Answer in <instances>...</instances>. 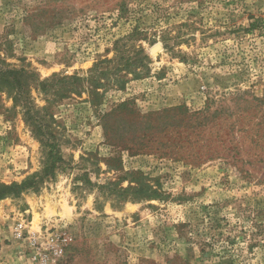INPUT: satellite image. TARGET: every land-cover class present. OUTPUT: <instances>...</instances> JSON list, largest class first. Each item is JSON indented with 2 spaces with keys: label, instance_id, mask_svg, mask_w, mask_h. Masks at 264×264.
I'll list each match as a JSON object with an SVG mask.
<instances>
[{
  "label": "rangeland",
  "instance_id": "obj_1",
  "mask_svg": "<svg viewBox=\"0 0 264 264\" xmlns=\"http://www.w3.org/2000/svg\"><path fill=\"white\" fill-rule=\"evenodd\" d=\"M123 39L150 58L140 76L100 63ZM8 65L31 74L28 99L64 163L39 192L0 201V264H38L35 253L49 264H264V0H0ZM12 96L0 90L7 185L47 162ZM124 102L134 114L118 131L105 115ZM134 176L160 199L120 202L114 191ZM64 237L55 257L50 243Z\"/></svg>",
  "mask_w": 264,
  "mask_h": 264
},
{
  "label": "trees",
  "instance_id": "obj_2",
  "mask_svg": "<svg viewBox=\"0 0 264 264\" xmlns=\"http://www.w3.org/2000/svg\"><path fill=\"white\" fill-rule=\"evenodd\" d=\"M132 37L133 36H130L129 38ZM122 41H124V39L119 40V42L116 43L115 58L113 60L102 61L100 63L109 64L111 63V61L114 62V74L134 69V72H138L135 73L136 76H140L141 73H139L138 70L142 67H146V65L150 63V58L146 53L145 48L142 45H135L132 48V51H129L126 50L127 45L119 44ZM10 67L11 66L8 65L5 69L3 67L0 68V90L9 91L13 95L12 98L16 105L22 104V107L25 109V115L27 116V119H30L32 123L37 124L36 133H38V135L41 137V142L47 151V162L44 165L42 171L29 176L21 183H12L10 185L0 184V201L9 197L18 198L22 194L29 191L39 192L46 181L54 180L56 178L57 164L64 163L56 137L54 135H51L49 132H44L45 130L49 129V125L46 121V115L41 116L40 114V111H44V109L38 111L37 107H35L28 99V91L31 90V87H29L28 83V77L31 76V74H29L24 69L17 70ZM97 67H99V64H97L94 69H97ZM77 79L78 81H83L81 80V78H77L76 76L71 77L69 80L74 81ZM36 82V86L38 87L39 91H43L45 93H49L50 89L53 87L51 80L43 81L41 83H38V81ZM97 88L98 87H91V89H89V92L94 98L92 101L93 104L98 107L101 105L100 102L102 101L103 94H101L97 90ZM63 90L65 95L75 92L74 88H64ZM128 105V102L121 103L117 106L116 109L112 111L111 114L105 115V117L116 115L115 118L118 116V119L115 121V123L117 124V126L115 127L118 131L119 124L124 122V119L128 118V116H132L134 114H130L128 112ZM176 110L177 109H173L170 111L175 112ZM178 110H181V108ZM183 114L185 115V117H188L186 116V112L183 111ZM180 120L184 122L185 119L181 118ZM169 124L170 126H173V124ZM201 124H204L203 120L201 121V123H199V125ZM104 129L106 131L105 136L107 138V141L113 143V137L108 136L109 132L111 131L109 130L108 125H104ZM122 135L123 134H120L118 136L121 137ZM190 141L193 142V140ZM130 182L131 184L134 183V185H130L126 189H119L118 191H114V193L118 194L117 197L120 198V202L121 200H123L124 202H142L144 200L151 201L160 199L161 193H159V190L154 189V187L150 184L143 182L142 177L134 176V179Z\"/></svg>",
  "mask_w": 264,
  "mask_h": 264
},
{
  "label": "built area",
  "instance_id": "obj_3",
  "mask_svg": "<svg viewBox=\"0 0 264 264\" xmlns=\"http://www.w3.org/2000/svg\"><path fill=\"white\" fill-rule=\"evenodd\" d=\"M28 229V226H26L25 223L19 224L17 229V237L19 240L25 239V231ZM53 249V253L55 257H61L65 253V249L68 246V239L63 238L62 240H53L52 243H50ZM34 261L38 264H49L51 261V258L48 255L42 256V254L35 253L34 255Z\"/></svg>",
  "mask_w": 264,
  "mask_h": 264
}]
</instances>
